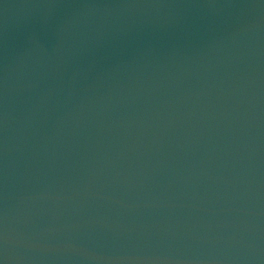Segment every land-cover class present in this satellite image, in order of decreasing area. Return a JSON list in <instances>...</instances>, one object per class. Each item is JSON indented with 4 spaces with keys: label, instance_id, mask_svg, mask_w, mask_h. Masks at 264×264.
<instances>
[{
    "label": "water",
    "instance_id": "obj_1",
    "mask_svg": "<svg viewBox=\"0 0 264 264\" xmlns=\"http://www.w3.org/2000/svg\"><path fill=\"white\" fill-rule=\"evenodd\" d=\"M0 264H264V0H0Z\"/></svg>",
    "mask_w": 264,
    "mask_h": 264
}]
</instances>
